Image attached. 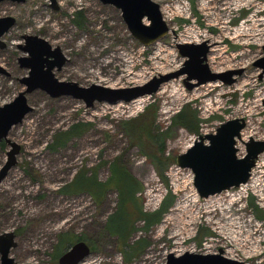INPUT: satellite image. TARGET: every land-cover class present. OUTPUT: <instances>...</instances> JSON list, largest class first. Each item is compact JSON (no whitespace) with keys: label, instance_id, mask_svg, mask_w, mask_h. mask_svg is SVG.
I'll list each match as a JSON object with an SVG mask.
<instances>
[{"label":"rangeland","instance_id":"1","mask_svg":"<svg viewBox=\"0 0 264 264\" xmlns=\"http://www.w3.org/2000/svg\"><path fill=\"white\" fill-rule=\"evenodd\" d=\"M154 1L170 30L149 45L132 36L121 10L100 0H58V9L51 0L0 2V17L16 18L1 36L0 106L27 87L21 82L31 70L21 62L30 56L21 48L26 35L61 47L67 60L54 68L56 77L84 87H130L176 71L186 60L176 46L183 42L210 41L212 71L243 70L232 84L211 81L193 89L182 74L131 102L87 106L83 99L52 97L41 88L26 93L32 110L8 132L20 150L0 183V233L16 234L10 256L17 263L60 264V256L84 240L91 253L79 264H164L170 252L202 253L203 242L214 238V248L225 256L264 264V152L241 200L236 194L201 199L184 193L180 187L191 171L175 167L177 155L202 132H216L230 119L246 121L237 138L239 156L246 154L250 137L264 140V73L256 65L264 56V0ZM185 106L196 113L197 131L174 123ZM11 149L0 140V170ZM169 195L156 224L147 225L139 209L128 207L136 200L150 214ZM240 201L246 206L240 208ZM107 224L111 232L129 234L125 243ZM130 245L137 247L133 255Z\"/></svg>","mask_w":264,"mask_h":264},{"label":"water","instance_id":"2","mask_svg":"<svg viewBox=\"0 0 264 264\" xmlns=\"http://www.w3.org/2000/svg\"><path fill=\"white\" fill-rule=\"evenodd\" d=\"M4 1V0H0ZM23 2L25 0H11ZM103 4L113 5L121 10L132 36L141 43L149 45L165 36L170 28L163 17L160 4L154 0H100ZM51 6L58 9V0H51ZM148 20L146 23L145 20ZM16 23L14 16L0 17V47H5L1 36ZM26 45L21 48L29 53V57L21 58L23 66L29 67L30 76L21 79L27 87L20 91L18 96L9 103L0 106V140L5 139L12 146L8 152V160L0 170V183L9 169L16 163V154L20 145L10 140L9 130L21 122L25 115L32 110L26 93L37 88L47 91L52 97L71 95L83 99L87 106H93L96 101L117 103L129 102L140 96L153 94L161 84L173 78L186 74L185 84L189 89L211 81H222L232 84L236 81L233 75H240L242 69L228 71H212L207 58L210 43L204 40L200 43L176 44L180 54L186 57L184 65L176 71L161 73L141 85L112 88L100 84H91L84 87L75 81L59 80L54 68H62L66 56L61 47L52 44L39 35H26ZM256 65L264 73V56ZM195 80V81H194ZM246 121L243 118H234L223 122L214 133L200 136L185 152L176 157V163L181 167L191 168L195 174L194 185L202 197H209L232 187H237L249 180L251 171L256 165L258 156L264 152V140L250 137L245 141L247 152L238 156L237 138ZM206 140L209 142L206 143ZM14 232L0 233V253L2 264H19L10 256L12 247L16 246ZM91 253V247L84 240L75 242L64 252L60 264H79ZM164 264H243L242 261L227 257L222 249L216 253H200L185 251L179 255L170 252Z\"/></svg>","mask_w":264,"mask_h":264},{"label":"trees","instance_id":"3","mask_svg":"<svg viewBox=\"0 0 264 264\" xmlns=\"http://www.w3.org/2000/svg\"><path fill=\"white\" fill-rule=\"evenodd\" d=\"M77 15H78V18L76 19V21L77 22H79V15H80V12L79 13H77ZM174 123L176 124V125H180V126H182V127H185V128H187V129H189L190 131H197L198 129H199V125H198V118H197V116H196V113L189 107V106H185L181 111H179L176 115H175V117H174ZM71 132L70 131H68V132H65V133H63V135L62 136H67V134L69 135ZM62 138V137H61ZM57 140H59V138L57 139ZM59 142V141H58ZM159 144H160V148L161 149H163L164 150V148H165V141L162 139V140H159ZM141 145H143L142 143H141ZM156 160H160V159H157L156 158ZM165 163V162H164ZM155 166L157 167V168H159V166H162L161 164H163V162L162 161H155ZM166 164V163H165ZM129 174V173H128ZM130 175V174H129ZM131 176V175H130ZM132 177V176H131ZM132 180L134 179L133 177L131 178ZM134 181V180H133ZM136 182V186H138V181H135ZM101 183H103V182H101ZM250 183H251V181H250ZM251 188V187H250ZM138 189V187L136 188V190ZM252 189V188H251ZM133 193H134V191H133ZM138 200V199H137ZM170 195L168 196V197H166V199H165V201H164V203H163V205H162V207L159 209V210H157V211H155V212H153V213H150V214H148V213H145L142 209V207H141V205L137 202L136 203V200L134 201V202H132V203H130L129 205H128V207H129V209H130V207L131 206H135L137 209H139L140 210V213L142 214V219H144L145 220V222L147 223V225H151V224H156V223H159L160 221H161V219H162V215H163V213H164V211L168 208V205L170 204ZM120 207H121V205H120V199L118 200V203H117V208L116 209H120ZM109 222V221H108ZM107 230H109L108 229V224H107ZM110 231V230H109ZM111 232V231H110ZM112 234H116V235H118V237H120V239L121 240H123V242H124V240H126L127 239V236L129 235H127L126 237L123 235V234H120V233H114V232H111ZM129 233H131V232H129ZM66 235H68V234H66ZM69 236H71V235H69ZM68 243V242H67ZM125 243V242H124ZM142 243L140 242V245H141ZM130 247V251L131 252H129V255H133L134 254V252L136 251V249H137V247L136 246H129Z\"/></svg>","mask_w":264,"mask_h":264},{"label":"built area","instance_id":"4","mask_svg":"<svg viewBox=\"0 0 264 264\" xmlns=\"http://www.w3.org/2000/svg\"><path fill=\"white\" fill-rule=\"evenodd\" d=\"M143 107H144V106H142L140 109H135V108H133V109H132V113H133V112H135V113L139 112L140 110L143 109ZM213 133H214V132H213ZM202 135H206V132H202V134L199 135L198 137L200 138V136H202ZM199 138H198V139H199ZM195 139H196V138H195ZM195 139H194V140H195ZM196 140H197V139H196ZM175 167H176L177 169H186L185 167H181V166H179L178 164H176ZM189 169H190V168H188L187 170H189ZM190 171H191L190 179L187 180V183H185V184L183 185V187H180V190L183 191L184 193H187V192L190 191L191 194L197 195L198 191H197V189L194 187V186H195V185H194V173H193V171H192L191 169H190ZM250 179H251V180L253 179L252 172H251V175H250L249 180H250ZM249 180H248L247 182H245V183L240 184L239 186H237V188H236V187H232V188H230V189L224 190V191H222V192H220V193H216V194H221V193H227V195L236 194L237 196H239V200H241L242 198L248 196ZM249 188H250V187H249ZM233 189H237V192H232V193H231V190H233ZM250 189H251V188H250ZM238 190H239V191H238ZM216 194L211 195V196H216ZM198 195L200 196L199 193H198ZM211 196H209L208 198H210ZM199 198L203 199L202 196H200ZM206 198H207V197H206ZM241 206H244V207H245L246 204H242L241 201H240V208H241ZM238 207H239V206H238ZM215 245H216V243L214 242V238L206 239V241L203 242L202 247H201V248L204 250L202 253H216L217 249L214 248ZM213 249H214V250H213ZM179 252H182V250L179 251ZM217 252H219V251H217Z\"/></svg>","mask_w":264,"mask_h":264},{"label":"bare ground","instance_id":"5","mask_svg":"<svg viewBox=\"0 0 264 264\" xmlns=\"http://www.w3.org/2000/svg\"><path fill=\"white\" fill-rule=\"evenodd\" d=\"M144 96H146V95H144ZM140 97H143V96H140ZM140 97H138V98H140ZM135 99H137V98H135ZM135 99H133V100H135ZM133 100H131V101H133ZM131 101H129V102H131ZM106 103H108V102H106ZM118 103V102H117Z\"/></svg>","mask_w":264,"mask_h":264}]
</instances>
